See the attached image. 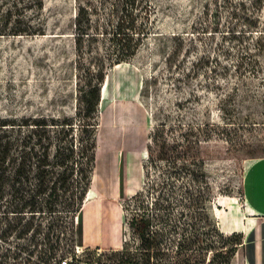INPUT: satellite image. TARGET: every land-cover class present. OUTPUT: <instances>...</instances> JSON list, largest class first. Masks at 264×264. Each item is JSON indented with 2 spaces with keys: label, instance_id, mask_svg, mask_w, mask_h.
Masks as SVG:
<instances>
[{
  "label": "rangeland",
  "instance_id": "1",
  "mask_svg": "<svg viewBox=\"0 0 264 264\" xmlns=\"http://www.w3.org/2000/svg\"><path fill=\"white\" fill-rule=\"evenodd\" d=\"M147 1L153 10L147 37L118 66L108 37L75 45V0H43L45 26L39 35L0 36V118L28 119L23 135L36 130L33 120L44 121L37 130L43 132L39 144L48 151L45 186L52 194L51 212L34 219L40 233L0 234V256L5 249L12 253L18 252L16 246H28L33 254L22 251L18 260L38 264L40 250H48L50 242L58 250L49 264L59 258L105 264L112 252L138 245L133 218L138 224L148 221L154 230L174 226L171 237L190 226L215 249L239 242L238 236L218 232L215 214L228 197L241 204L245 171L264 156V0ZM98 71L104 76L101 100L107 86L109 95L91 110L89 84ZM119 99L128 107L135 104L144 119L139 193L117 201L125 225L123 247L82 248L74 237L83 204L77 199L80 170L87 154L95 152L98 109L103 120ZM85 145L91 149L86 155ZM183 163L196 175L185 174ZM36 179L30 175L31 189ZM185 186L193 197L199 192L200 200L190 204ZM95 200L91 185L85 202ZM37 243L42 245L35 249ZM230 264H243L239 246Z\"/></svg>",
  "mask_w": 264,
  "mask_h": 264
},
{
  "label": "trees",
  "instance_id": "2",
  "mask_svg": "<svg viewBox=\"0 0 264 264\" xmlns=\"http://www.w3.org/2000/svg\"><path fill=\"white\" fill-rule=\"evenodd\" d=\"M77 4L74 18L75 45L81 46L83 41L95 42L99 37H108L115 44L113 60L115 66L127 62L134 56L148 34V25L153 13L151 4L147 0H75ZM228 5L229 0H223ZM241 6V4H239ZM44 5L43 0H0V36H35L44 31L41 16ZM113 66L112 68H114ZM95 82L89 84V95L94 101L88 103L93 109L100 99V83L103 84V72L98 71ZM43 120H33L36 130L27 131L26 118H0V217L2 238L15 236L23 238L32 231L39 234L41 224H35L36 214L51 212L50 199L52 194L46 192V170L48 166L47 148L39 144L41 141L38 127H43ZM98 127V121L96 128ZM44 129V128H40ZM43 133V132H42ZM33 138L36 142L32 143ZM87 146H83L86 155ZM93 163V168L91 164ZM95 152L92 157L86 156V162L80 170V180L77 199H83L89 188V174L94 170ZM191 165V164H190ZM185 174H193L186 164H182ZM37 176V183L31 189L30 175ZM194 180V176H191ZM138 194V193H137ZM136 194V195H137ZM135 195V196H136ZM183 195L188 201H199L201 194L193 197L191 189L184 187ZM134 196V197H135ZM186 201V199H184ZM184 201L182 205L185 206ZM79 211V210H78ZM41 216V215H39ZM183 217V214H180ZM162 219V216H161ZM163 220V219H162ZM133 218L130 227H134L139 237L135 248H124L112 252L111 259L105 264H230L233 249L241 245L239 242L233 247L225 246L213 248L207 242L199 240L192 227L180 229L177 237H171L175 228L152 229L149 222ZM162 223V221H161ZM218 229V228H217ZM219 232V230H218ZM220 233V232H219ZM223 235L222 233H220ZM49 243L46 251L40 250L38 264H49L54 259L58 249ZM42 244L37 243L35 249ZM42 249V248H40ZM18 252L5 249L0 256V264H29L30 260L19 261V253L28 251V246H16ZM32 251L27 252L31 256ZM55 261V260H54Z\"/></svg>",
  "mask_w": 264,
  "mask_h": 264
},
{
  "label": "crops",
  "instance_id": "3",
  "mask_svg": "<svg viewBox=\"0 0 264 264\" xmlns=\"http://www.w3.org/2000/svg\"><path fill=\"white\" fill-rule=\"evenodd\" d=\"M101 92L98 108L109 95L108 86L104 101ZM127 104L119 99L103 120L98 109L94 170L74 232L75 242L82 248H121L124 242L125 225L117 201L139 193L137 153L146 142L142 113L135 104ZM91 185L98 200L86 203ZM240 198L241 204L235 197L221 202L215 214L218 230L223 235L241 236L243 264H264V156L247 167Z\"/></svg>",
  "mask_w": 264,
  "mask_h": 264
},
{
  "label": "built area",
  "instance_id": "4",
  "mask_svg": "<svg viewBox=\"0 0 264 264\" xmlns=\"http://www.w3.org/2000/svg\"><path fill=\"white\" fill-rule=\"evenodd\" d=\"M77 216H78V212H77V215L75 216V220H74V226L76 225V222H77ZM76 248H79L77 245H76ZM71 263V260L69 259H58V261L56 262V264H70Z\"/></svg>",
  "mask_w": 264,
  "mask_h": 264
}]
</instances>
